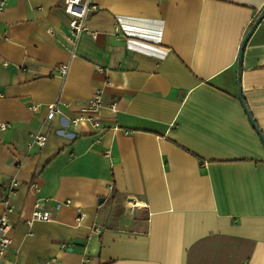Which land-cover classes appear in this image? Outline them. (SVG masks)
<instances>
[{
  "label": "crops",
  "instance_id": "obj_1",
  "mask_svg": "<svg viewBox=\"0 0 264 264\" xmlns=\"http://www.w3.org/2000/svg\"><path fill=\"white\" fill-rule=\"evenodd\" d=\"M5 1L0 264H264V0H93L73 48L64 0Z\"/></svg>",
  "mask_w": 264,
  "mask_h": 264
},
{
  "label": "built area",
  "instance_id": "obj_2",
  "mask_svg": "<svg viewBox=\"0 0 264 264\" xmlns=\"http://www.w3.org/2000/svg\"><path fill=\"white\" fill-rule=\"evenodd\" d=\"M6 4L5 0H0V12L3 10ZM62 9L64 13L68 16L67 22V31L64 36L66 41L73 47H75L78 37L84 32H89L86 20L91 12L96 10V4L93 0H64L62 4ZM53 33V31H51ZM94 37L95 35L91 33ZM6 62H3L5 65ZM68 66L66 64L58 65V72L61 76H64L67 73ZM88 108L93 111H97L98 107L101 104V90H96L94 96L90 99ZM32 109H36L37 105H31ZM114 108V105H112ZM56 114H61V109L58 106V103H51L48 105V114L47 119H52ZM80 118L71 119V124L75 125ZM95 127L99 126L97 121L93 122ZM11 127L9 123L0 122V134ZM47 140L46 135L34 134L32 133L29 139L26 142L27 148H32L33 146L41 147ZM19 181L12 179L8 188V196H10L18 186ZM68 202V201H67ZM7 203V202H6ZM7 212L10 210L9 205H7ZM7 212L0 214V260L3 257L5 251L8 249V246L11 244V238L9 236L11 230V223L8 219ZM84 217V213L80 212L77 220H80ZM51 219V213L46 210H42L38 204L35 205L28 222L33 220L48 221Z\"/></svg>",
  "mask_w": 264,
  "mask_h": 264
},
{
  "label": "water",
  "instance_id": "obj_3",
  "mask_svg": "<svg viewBox=\"0 0 264 264\" xmlns=\"http://www.w3.org/2000/svg\"><path fill=\"white\" fill-rule=\"evenodd\" d=\"M263 15H264V7H263V9L261 10V12L259 13V15H258L256 21L253 23L252 27L249 29V31H248L247 34L245 35V37H244V39H243V41H242V43H241L240 54H241L242 48H243L244 44L246 43L248 37L251 35V33L253 32V30L255 29V26H257V24L259 23V21L262 19ZM239 65H240V63H239ZM238 95H239V97H241L240 88L238 89ZM250 119H251V121H252V123H253V126H254V128L256 129V131H257V133H258L260 139L262 140V142H263V144H264V134H263V133H262V132L256 127V125H255V123L253 122L251 116H250Z\"/></svg>",
  "mask_w": 264,
  "mask_h": 264
}]
</instances>
